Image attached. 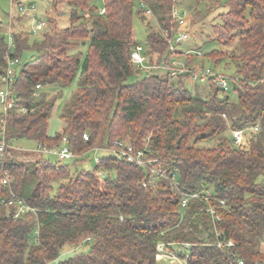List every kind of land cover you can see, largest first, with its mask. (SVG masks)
<instances>
[{
    "label": "trees",
    "instance_id": "16d2710c",
    "mask_svg": "<svg viewBox=\"0 0 264 264\" xmlns=\"http://www.w3.org/2000/svg\"><path fill=\"white\" fill-rule=\"evenodd\" d=\"M49 1L57 10L62 2L69 6L70 23L59 26L52 17L47 31L34 34L28 15H11L12 51L0 21V73L9 55L21 58L15 89L18 104L28 108H13L7 116L10 146L0 167V199L15 191L33 208L17 218L14 207L0 213V264H159L161 240L191 242L182 255L187 264H228L233 252L264 264V0H224L228 9L214 24L217 37L232 48L208 55L216 66L233 62V95L216 84L226 74L221 70L212 69L205 80L206 95L198 84L195 92L187 84L193 70L177 78L170 68L163 67L164 75L155 71L169 57L178 0H144L159 22L148 35L150 63L156 67L135 80L132 50L140 44L134 37L135 0H103L104 13L95 0ZM146 12L137 8L143 19ZM76 77L61 113L65 126L51 134L56 99L43 88L67 86ZM256 123L260 130L247 149L224 136L229 128ZM148 136L153 156L178 173L180 189L166 179L145 184L148 169L116 155L99 157L91 169L77 167L92 149L110 148L118 137L142 146ZM20 138L48 147L66 142L74 161L52 162L39 149H21L14 145ZM209 139L214 144H200ZM4 168L10 171V185L3 183ZM98 171L105 172L103 180ZM204 188L226 200L227 207L212 202L223 216L217 224L221 237L234 239L235 246L218 247L220 236L202 196L182 208V191ZM87 238V250L61 258L66 245L77 248Z\"/></svg>",
    "mask_w": 264,
    "mask_h": 264
},
{
    "label": "built area",
    "instance_id": "2783aa9c",
    "mask_svg": "<svg viewBox=\"0 0 264 264\" xmlns=\"http://www.w3.org/2000/svg\"><path fill=\"white\" fill-rule=\"evenodd\" d=\"M45 4L51 3L49 0H41ZM11 2L17 5L19 15L24 16L28 15L31 18V32L34 34H43L48 30L49 21L47 18L37 17V8L40 4L39 0H11ZM143 7L146 8L148 13L153 12L152 8L144 0H140ZM105 8L102 6L99 9L100 13H104ZM86 16H89V12L84 13ZM188 12L185 9L179 8L178 4L174 5L173 16L176 20V35L169 39V57L167 60H163L158 67H166L171 69V74L178 76L179 73L185 71H194L190 75V79L195 81L200 79L205 81L209 75H213L214 72L212 68L208 67L206 69L202 68V64L198 61L190 63L191 66L188 68L187 57L193 55V49L187 50L185 58L181 57V54L177 48L176 43L180 42L190 36L189 24L190 19L188 18ZM8 49L12 51L15 48V38L13 36V27L11 23L9 28L6 30ZM197 54H203L202 51H198ZM132 61L135 63L136 67L139 69H145L150 71L152 68L156 67V64L148 62V56L143 51L141 44H137L132 50ZM21 63V58L16 56L9 55L7 58V64L4 68V71L0 73V167L4 165L5 162V151L7 147L10 146V141L7 136V116L9 111L13 108L20 110L22 112L27 111V107L24 105L18 104V92L15 89V84L18 78V69L19 64ZM194 68V69H191ZM264 81V78L261 79ZM220 84L228 88L229 81L223 76L220 79ZM41 84H37V88H40ZM260 130V124H248L243 127H237L232 129L231 140L233 144L238 148L247 149L250 146L251 138L255 133H258ZM85 138H88L87 133L84 134ZM149 137L143 141L142 146H137L133 144L128 138L118 137L114 140L113 146L110 148H94L102 149L109 152H112L111 155H116L122 160L129 162H134L148 169L147 176L143 182L149 185H155L159 180L166 179L169 180L176 188L180 189L179 186V177L176 171H170L168 167L163 166L160 162V158L153 156L154 150L149 144ZM38 149L41 151H47L56 153L59 156L60 161L65 159H70L74 157L69 145L66 142L60 143L55 146H45L42 143H39ZM99 160V157L96 161ZM99 178L101 180L105 177L104 171H98ZM11 175L8 168H4L3 172V183L10 185ZM261 182L264 183V173L261 175ZM182 208H186L189 204V201L193 197L202 196L206 201L209 202L207 211L212 216L214 221L216 231L219 237L217 241L218 247H233L235 246V240L232 238H222L223 230H220L217 226L218 222L222 221L223 216L221 214L219 207H227L226 200L220 198L217 195L213 194L211 188L205 189L201 192H185L182 191ZM218 201L219 207L212 201ZM14 210V216L17 218L30 212L33 208L26 202V200L18 195L15 191H12L10 195L2 197L0 199V213L3 209L7 211ZM38 231V230H37ZM89 241L90 238H87ZM192 246L191 242L188 241H166L161 240L157 245V259L159 264H187V257L182 256L186 254L187 251ZM228 264H252L248 262L245 258L237 256L236 252L229 254Z\"/></svg>",
    "mask_w": 264,
    "mask_h": 264
},
{
    "label": "rangeland",
    "instance_id": "374dc122",
    "mask_svg": "<svg viewBox=\"0 0 264 264\" xmlns=\"http://www.w3.org/2000/svg\"><path fill=\"white\" fill-rule=\"evenodd\" d=\"M62 1V0H61ZM60 1V2H61ZM178 6L181 9H185L188 12V18L190 19L189 24V32L190 36L180 42H177V48L181 54V57L185 58L186 51L189 49H193L194 54L191 56L192 61L188 62V68L191 66L190 63H193L194 61H198L202 64V68L206 69L208 67L214 69V71L219 72V70L226 72L223 73L224 77L229 81V87L225 91L228 95H233L234 89L233 84L230 82V74L234 70V67L232 66L233 62H227L226 60L220 62L217 64V66L214 64V61L208 53L212 51L213 49L218 50H231V45H226L224 42H222L216 35V32L214 31V24L222 22V16L220 13L226 12L227 7L223 5L224 0H178ZM40 4H38L37 8V17H43L47 18L48 21L50 18H56L58 20L59 26H66L68 25L69 18H70V11L69 6L65 3H59L58 4V10L55 8V6L52 5V3L45 4V2H42L39 0ZM95 3H97L100 7H102L103 0H95ZM142 7L144 10L145 7L142 6L140 0H135V12H134V37L138 43H140L143 47V51L148 56V62L151 61L150 54L148 52L149 48V40L148 35L151 30V27L158 28L159 22L157 20L156 14L154 12L148 13L146 12V17L143 19L141 14L137 13V8ZM62 10L61 13L58 11ZM100 9V8H99ZM13 16H18V8L17 5L13 4L11 0H0V21L4 24V30L6 31L9 28V24L12 20L11 18ZM15 18V17H14ZM25 19V18H24ZM22 20V22L25 24V20ZM29 25H31V18L28 17ZM19 24V23H18ZM176 26V25H175ZM49 28V27H48ZM174 31H176V28H174ZM83 51H85L87 48L81 47ZM71 49V51L76 50ZM181 50V51H180ZM198 51H202L203 54H197ZM31 54L30 50L26 51L24 54V58H27ZM226 62V63H225ZM193 69V68H191ZM145 69H139L137 67V74L134 75L131 79L135 80L143 74H145ZM155 71L161 75L166 74L167 69L163 67L155 68ZM174 78H177L173 76ZM190 78V77H189ZM78 84V77L75 78V80L67 86H60L59 84H48L46 86H43L44 90L48 92V96L50 98L56 99V106L54 107L52 114L49 118V127L48 132L51 134H54L56 132L62 131L63 127L65 126V120L61 116L62 111L64 110L66 103L68 100L71 99L73 91L76 89V86ZM191 90L195 92L194 86L197 84L200 86V88L203 89L204 93L202 95H206V93H209V87L207 86V81H196L189 80L187 83ZM216 84L221 87L220 85V78L216 79ZM224 92L220 90V95H222ZM232 137V128H229L224 136ZM63 143V142H62ZM200 144L205 145H212L214 144V140H205L200 142ZM14 145L17 147H20L21 149H38V142L35 139H28V138H20L16 139L14 141ZM43 155L48 158L52 162L59 161V156L56 153L42 151ZM112 152L102 150V149H92L90 151V156L87 160L80 162L77 164L78 168H87L91 169L96 164V159L98 157L104 156V155H111ZM74 157L70 159H65L62 162L66 163H73ZM88 240L81 243L77 248L75 246H72L70 244L66 245L64 249L62 250L61 258H65L69 255H71L75 251L80 250H87L89 247V243H87ZM58 261V260H57ZM55 261L54 263H56Z\"/></svg>",
    "mask_w": 264,
    "mask_h": 264
}]
</instances>
